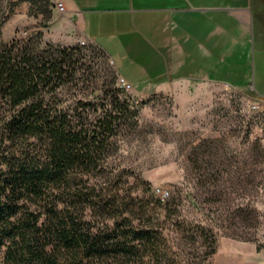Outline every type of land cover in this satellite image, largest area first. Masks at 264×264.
Here are the masks:
<instances>
[{
  "label": "rangeland",
  "instance_id": "obj_1",
  "mask_svg": "<svg viewBox=\"0 0 264 264\" xmlns=\"http://www.w3.org/2000/svg\"><path fill=\"white\" fill-rule=\"evenodd\" d=\"M140 1L154 7L178 0ZM190 1L209 8L213 19L218 12L233 32L213 22L206 38L210 54L185 55L180 62L159 42L149 12L142 20L125 14L120 26L95 18L89 29L95 41L68 44L51 38L60 15L52 6L46 19L30 12L29 0H0V36L11 41L44 30L45 43L85 41L78 75L61 98L69 108L116 92L138 111L107 159L130 173L121 185L146 201L159 200L160 214L152 220L159 219L173 249L191 264H250L258 261L252 251L264 250V0ZM238 9L247 18L237 17ZM158 188L169 194L162 197Z\"/></svg>",
  "mask_w": 264,
  "mask_h": 264
},
{
  "label": "trees",
  "instance_id": "obj_2",
  "mask_svg": "<svg viewBox=\"0 0 264 264\" xmlns=\"http://www.w3.org/2000/svg\"><path fill=\"white\" fill-rule=\"evenodd\" d=\"M31 3V13L52 17L50 0ZM80 43H45L44 30L0 36L3 264H191L152 220L159 200L124 188L130 173L107 162L121 131L137 122L129 99L115 92L63 106L61 91L86 56Z\"/></svg>",
  "mask_w": 264,
  "mask_h": 264
},
{
  "label": "crops",
  "instance_id": "obj_3",
  "mask_svg": "<svg viewBox=\"0 0 264 264\" xmlns=\"http://www.w3.org/2000/svg\"><path fill=\"white\" fill-rule=\"evenodd\" d=\"M29 1L31 7V0ZM65 2L68 12L60 15L55 13V21L50 28L51 32L57 30L55 34H51L54 42L73 44L80 39L95 41L89 32L93 19L111 18L112 23L120 26L125 14L133 13L132 15H138L142 20V13L149 12L153 14L150 17L151 21L154 20L156 23L155 33L159 42H162V46L169 49L171 55L180 62L185 55L194 58L200 53H203V56L210 54L211 46L206 38L211 33L213 22L223 33L233 32L232 28L226 25L223 16H217L218 12L215 15L217 18L213 19V16L206 13L209 8L194 5L190 0H178L172 6L161 4L154 7L144 6L140 0H65ZM238 10L240 11L235 12L237 17L247 18V11ZM252 252L258 257V261L251 259L250 264H264V250L255 248Z\"/></svg>",
  "mask_w": 264,
  "mask_h": 264
},
{
  "label": "built area",
  "instance_id": "obj_4",
  "mask_svg": "<svg viewBox=\"0 0 264 264\" xmlns=\"http://www.w3.org/2000/svg\"><path fill=\"white\" fill-rule=\"evenodd\" d=\"M51 6L54 10H57L58 12L64 14L67 13V6L65 0H50ZM81 43H85V41L81 40ZM121 85L128 90H131L132 88V83H130L125 77H122L120 79ZM158 191L162 197H166L169 194V191L166 189L158 188Z\"/></svg>",
  "mask_w": 264,
  "mask_h": 264
}]
</instances>
